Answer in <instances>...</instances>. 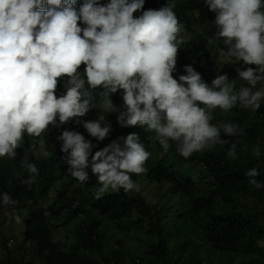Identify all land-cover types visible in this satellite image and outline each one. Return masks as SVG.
Returning <instances> with one entry per match:
<instances>
[{"label": "clouds", "instance_id": "9594fccd", "mask_svg": "<svg viewBox=\"0 0 264 264\" xmlns=\"http://www.w3.org/2000/svg\"><path fill=\"white\" fill-rule=\"evenodd\" d=\"M176 7L177 0H165L160 8L157 0H0V159L15 160L26 139L38 144L34 155L47 156L41 137L55 128L66 172L81 185L90 172L96 177L94 200L121 189L140 192L133 175L145 172L152 153L139 133L93 152L91 139L63 127L72 122L102 142L112 127L105 119L109 113L117 114L121 127L139 125L153 133L165 152L175 145L187 159L228 145L226 155L235 159L232 138L242 130L232 120L214 123L213 113L238 108L254 113L264 103V0H203L214 14L208 44L222 64L210 83L191 64L173 75L178 50L189 39ZM241 62L256 66L235 69L241 83L221 74L224 65ZM117 93L118 106L111 99ZM91 110L99 113L95 120L80 119ZM250 151L264 158L259 144ZM21 166L28 173L21 183L31 186L39 169L27 159ZM245 176L250 186L264 189L259 169L251 167ZM18 203L0 192V206L13 209L10 222L22 227Z\"/></svg>", "mask_w": 264, "mask_h": 264}, {"label": "trees", "instance_id": "16d2710c", "mask_svg": "<svg viewBox=\"0 0 264 264\" xmlns=\"http://www.w3.org/2000/svg\"><path fill=\"white\" fill-rule=\"evenodd\" d=\"M157 2L160 8L165 0ZM175 11L192 38L178 50L173 75L183 74L184 66L191 64L210 83L222 66L215 61V46L207 40L212 35L214 14L203 7V0H177ZM237 67L256 68L241 62L224 65L220 71L227 73L229 79L235 76L239 84ZM62 91V84H58L57 93ZM111 99L114 105L122 103L119 93ZM222 114L237 119L242 130V135L232 138L241 160L229 158L225 150L193 154L187 159L178 154L175 145L165 152L153 139L154 134L145 128L121 127L116 113L105 117L112 127L102 142L89 137L81 126L72 122L64 125L91 139L96 144L93 152L118 137L136 132L152 153L144 164L145 172L133 175L141 186L140 192L110 191L99 200L93 199L98 184L91 172L85 185L66 172V154L60 152L56 140L60 130L52 128L42 134L47 156L34 155L33 149H38V144L26 139L17 149L15 160L0 159V192L10 193L19 202L16 207L26 213L21 227L10 222L13 209L8 207L11 214L7 216L2 212L5 207L0 206V228L3 225L10 228L8 235L0 232V264H33L27 258L29 253L37 256L39 264H214L210 260L216 254L242 256L239 264H264V189L250 186L245 176L249 168L256 167L260 171L257 179L264 181V158H256L250 151L257 144L264 148V103L254 113L239 108L229 113L217 109L213 122H222ZM97 117V110H91L80 119ZM225 146L228 145H217ZM245 146L249 151L244 150ZM25 159L39 169L31 186L21 183V178L28 177L21 166ZM42 202L47 208L41 207ZM77 218L80 224L74 226L70 235L64 233L65 238H55L56 229L61 228L63 233ZM182 220L187 221L195 240L178 241L170 248L167 236L170 229L166 226L172 227ZM106 221L113 222L118 233L141 231L147 238L152 236L149 246L139 255L123 252V244L117 240L110 250L105 249L109 238L102 227L108 225ZM142 241L147 244L145 239Z\"/></svg>", "mask_w": 264, "mask_h": 264}, {"label": "rangeland", "instance_id": "374dc122", "mask_svg": "<svg viewBox=\"0 0 264 264\" xmlns=\"http://www.w3.org/2000/svg\"><path fill=\"white\" fill-rule=\"evenodd\" d=\"M186 36L189 37V39L192 38L191 34H185ZM235 73V71H234ZM235 79V76H233L232 78H230L229 80ZM97 115H99L98 111H97ZM103 115V114H102ZM224 120H232L233 122L237 123V119L234 118H227L224 114L221 115ZM225 150L226 152L228 151V146H225L223 148H218L217 146H215L212 150L210 151H223ZM207 152V151H206ZM202 153V152H201ZM201 153H196L197 155H201ZM242 155L239 153L238 151V155L236 156L235 159L241 160ZM232 159V158H231ZM185 168H187L186 166H184ZM184 168V169H185ZM189 169V167H188ZM191 175V174H188ZM145 192V191H144ZM150 197V196H149ZM223 208V206H222ZM2 212L9 216L10 210L8 209V207L3 208ZM24 214H26L24 212ZM79 218H77L75 220V222L71 225H68L66 227L65 230H63V233L61 232V228L56 229V236L55 238L57 239H63L65 238V234L70 235V233H72L74 226L77 227L79 226L80 222H79ZM105 224H108L106 226L102 227L103 232L107 235V237L109 238V242L107 244L104 245L105 249L110 250L111 249V245H114V242L120 241L122 242L123 245H121L123 247V252L129 254H141L142 250L146 247L149 246V242L151 241V237L149 236L147 238V236H145L144 234H142L141 231H134V232H120L117 231L116 229H114V224L111 221H106ZM0 225H2V223H0ZM167 229H170L168 231V241H169V247L172 248L174 246L175 243L181 242V241H185L188 238H191L193 240L194 239V233H192V230L189 228V225L187 224V221H177L176 224H173V226L171 227V225H167L166 226ZM10 228L7 225H3L0 228V232L4 235H8L10 233ZM146 240L147 244H144L142 240ZM143 243V244H142ZM138 244H141L140 249ZM257 244H260V242H257ZM138 246V248H137ZM215 255V254H214ZM28 260L31 261L33 264H39V259L37 258V256L33 253H29L28 255ZM214 258L213 261L210 260L211 263L214 262V264H239V262L242 259V256H238V255H234V254H216L215 257H211Z\"/></svg>", "mask_w": 264, "mask_h": 264}]
</instances>
